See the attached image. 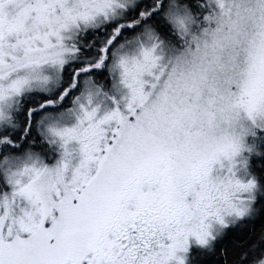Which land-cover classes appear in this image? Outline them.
Here are the masks:
<instances>
[{
  "label": "snow or ice",
  "instance_id": "1",
  "mask_svg": "<svg viewBox=\"0 0 264 264\" xmlns=\"http://www.w3.org/2000/svg\"><path fill=\"white\" fill-rule=\"evenodd\" d=\"M0 264H264V0H0Z\"/></svg>",
  "mask_w": 264,
  "mask_h": 264
}]
</instances>
